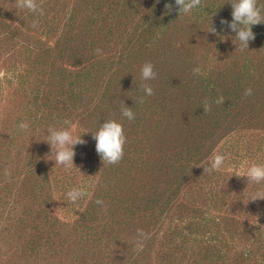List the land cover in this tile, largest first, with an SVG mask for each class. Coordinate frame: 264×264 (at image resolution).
<instances>
[{"label":"rangeland","instance_id":"obj_1","mask_svg":"<svg viewBox=\"0 0 264 264\" xmlns=\"http://www.w3.org/2000/svg\"><path fill=\"white\" fill-rule=\"evenodd\" d=\"M37 4L0 0V264H264V182L235 175L264 164V22L241 48L230 0ZM106 119L126 136L116 164L93 138ZM66 127L85 141L71 168L46 141ZM213 153L224 165L204 172Z\"/></svg>","mask_w":264,"mask_h":264},{"label":"clouds","instance_id":"obj_2","mask_svg":"<svg viewBox=\"0 0 264 264\" xmlns=\"http://www.w3.org/2000/svg\"><path fill=\"white\" fill-rule=\"evenodd\" d=\"M202 0H175V4L179 7L180 14L190 13L194 8L201 5ZM233 12L232 21L229 23L227 20H222L221 23L227 25L232 32L236 33L235 38L239 41V47L249 48V41L255 38V34L252 31V25L264 22V17L261 15V9L257 6V0H230ZM17 8L27 9L30 12H37L43 15V9L37 4V0H16ZM166 7L171 10L172 5L168 4ZM35 27V22L33 23ZM212 32H215V28L211 27ZM235 43V42H234ZM99 51V50H97ZM141 77L143 80H153L156 78L154 72V65L151 62H145L141 67ZM194 75H201L202 70L199 66L192 69ZM144 92L151 96L153 95V88L145 84L143 86ZM246 96L252 94V89L247 88L244 93ZM225 101L223 96H220L215 100L216 104H223ZM140 103H143V97L139 99ZM205 113L211 110V102L205 100L203 103ZM121 114L128 120H133L135 114L131 107L121 106ZM68 122L65 121V124ZM21 129H27L26 123L19 125ZM93 138L96 141V151L100 155L103 165L116 164L124 155V145L126 143V136L124 134L123 125L115 119H106L102 123L98 130L93 131ZM46 141L51 148V159L55 161V165H62L66 168H71L74 164L75 150L74 146L77 144H83L85 141L81 138H73L70 128H49L48 138ZM225 157L222 154L213 153L210 158V166L205 168L204 172L219 171L224 165ZM5 176H11L9 169H5ZM237 176H247L248 183L255 182L257 184L264 182V164L253 163L246 168L244 172H238ZM85 195L82 188H71L67 191V199L71 202H75L78 198ZM257 198H264V192L259 193L253 200ZM102 203V201H97ZM264 227V226H261Z\"/></svg>","mask_w":264,"mask_h":264}]
</instances>
